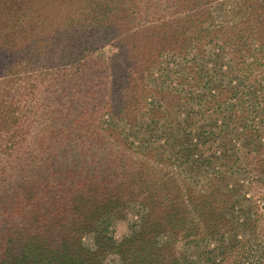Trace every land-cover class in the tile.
I'll return each instance as SVG.
<instances>
[{"label":"trees","instance_id":"1","mask_svg":"<svg viewBox=\"0 0 264 264\" xmlns=\"http://www.w3.org/2000/svg\"><path fill=\"white\" fill-rule=\"evenodd\" d=\"M219 1L29 0L14 12L0 59L21 67L7 78L41 73L50 83L42 102L6 110L19 115L15 124L0 116V144L11 143L0 166V264L264 262L258 218L253 235L221 242L216 259L194 257L193 247L232 228L229 193L179 182L145 153L160 152V139L173 146L159 122L174 130L167 112L177 101L218 110L233 99L224 84L208 101L203 93L212 80L201 63L214 48L240 82L243 108L247 88L264 85V0H238L247 16L231 23L217 22ZM252 98L264 103V94ZM134 204L141 225L117 241L110 227Z\"/></svg>","mask_w":264,"mask_h":264},{"label":"rangeland","instance_id":"2","mask_svg":"<svg viewBox=\"0 0 264 264\" xmlns=\"http://www.w3.org/2000/svg\"><path fill=\"white\" fill-rule=\"evenodd\" d=\"M30 4L29 0H0V35L14 25L11 19L14 12L22 14ZM212 10L219 23L236 22L247 16L238 0L219 1L213 5ZM26 21H28L27 17ZM1 44L3 49L7 48L8 43L2 39H0ZM220 53L221 49L214 48L210 57L201 63V66L209 70L208 78L212 80L211 88L207 89L206 86L203 93L206 94L208 101L212 93L220 89L221 85H228L233 90L231 101H235V105L231 106L230 101L225 108L216 110L214 107L208 110L205 105L201 108L200 104H195L192 109L177 101L167 112L168 118H174V130L167 125L168 120L159 122L162 128L167 127L166 134L172 132L175 138V140L172 139L173 146L166 142L163 144L164 140L160 139L159 144L162 142L158 149L160 152L154 149H152L153 152L145 151L147 157L152 158L151 161L154 160L152 163L158 165L157 169L170 175L174 173V177L179 182L188 181L197 190L202 189L203 186H219L221 191L229 193L230 200L224 208V215L232 220V228L224 236L216 235L208 238L200 246L202 248L195 247L193 250V247L190 250L195 252L194 257L201 255L211 257L213 260L217 258L220 248L218 246L221 242L231 243L248 239L257 227V225L255 227L256 218H258V227L264 224V103L259 107L252 106L254 102L252 97L262 96L264 85L257 83L252 89L247 88L246 94L249 96L245 94L242 98L249 100L250 105H245L246 107L243 108L238 95L237 100H234L235 94L239 93L240 82L235 78V72L230 66L226 68V64L222 65L221 62H226V58L215 55ZM262 60L260 72L264 73V59ZM14 62L16 61L12 58L0 59V116L2 115L5 124H15L19 116L6 110L14 109L15 105L22 106L24 103L26 108H29L42 102L46 84L50 83L45 81L44 76L41 77V73L33 78L24 73L20 74L21 76L7 78L9 71L13 73L20 70L21 66L14 65ZM218 67L223 68L218 69ZM5 80L7 81L4 83ZM32 89L35 90L33 95H31ZM4 96L6 99H3ZM230 107L232 111L229 110ZM208 108L212 107L208 106ZM245 108L249 114L246 116L243 114V116ZM29 121L30 119L27 122ZM32 133V129L27 130L23 136V142L26 145L32 142ZM215 135L221 136L217 142L216 137H213ZM18 140L19 138L16 141ZM202 141H205L204 144ZM10 144L9 141L8 143L2 141L0 144V166L7 162L5 154L10 153L7 151V146ZM23 153L26 154V152ZM17 159L14 158V165ZM135 205L137 206L134 204L131 208L123 209L110 227L115 240H122L138 231L141 218H136V208L133 209ZM141 213L140 209V216ZM115 260L114 255L106 258V262L110 264L115 263Z\"/></svg>","mask_w":264,"mask_h":264}]
</instances>
